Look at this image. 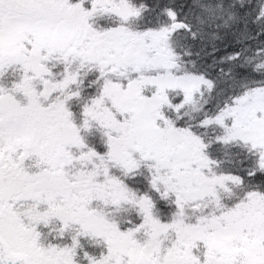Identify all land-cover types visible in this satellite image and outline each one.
<instances>
[{
  "label": "snow or ice",
  "instance_id": "obj_1",
  "mask_svg": "<svg viewBox=\"0 0 264 264\" xmlns=\"http://www.w3.org/2000/svg\"><path fill=\"white\" fill-rule=\"evenodd\" d=\"M0 264H264V0H0Z\"/></svg>",
  "mask_w": 264,
  "mask_h": 264
}]
</instances>
